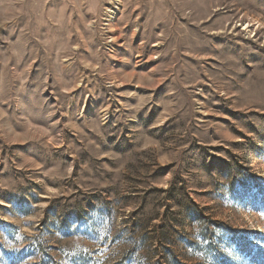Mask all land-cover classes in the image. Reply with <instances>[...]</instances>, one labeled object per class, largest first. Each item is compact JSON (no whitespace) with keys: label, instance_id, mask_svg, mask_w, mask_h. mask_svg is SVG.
Instances as JSON below:
<instances>
[{"label":"rangeland","instance_id":"1","mask_svg":"<svg viewBox=\"0 0 264 264\" xmlns=\"http://www.w3.org/2000/svg\"><path fill=\"white\" fill-rule=\"evenodd\" d=\"M0 264H264V0H0Z\"/></svg>","mask_w":264,"mask_h":264}]
</instances>
